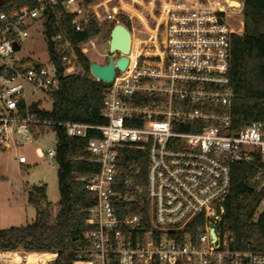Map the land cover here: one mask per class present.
Listing matches in <instances>:
<instances>
[{
  "label": "built area",
  "instance_id": "built-area-1",
  "mask_svg": "<svg viewBox=\"0 0 264 264\" xmlns=\"http://www.w3.org/2000/svg\"><path fill=\"white\" fill-rule=\"evenodd\" d=\"M85 1L32 0V8L0 11V149L36 143L57 125L86 141L82 160L97 168L76 178L93 202L73 264H264V251L237 246L234 235L220 228L232 165H248L251 183L264 190V122L233 131L229 114L234 92L228 73L233 38L243 31L242 0H149L151 16L162 26L163 52L142 55L134 47L125 69L115 67L102 100L105 122L43 119L39 101L29 104L28 96L39 92L52 100L60 77L49 57L43 64L21 56V42L34 21L53 13L54 51L71 52L54 8L72 15L82 32ZM106 18L118 24L113 14ZM86 42L94 46L92 38ZM120 55L113 52L114 62ZM152 56L163 58L162 65L140 64V57ZM61 59L64 75L80 73L73 56ZM122 144L146 146L144 179L119 155ZM34 153L53 167L55 149L35 147ZM262 210L264 200L255 218Z\"/></svg>",
  "mask_w": 264,
  "mask_h": 264
},
{
  "label": "trees",
  "instance_id": "trees-1",
  "mask_svg": "<svg viewBox=\"0 0 264 264\" xmlns=\"http://www.w3.org/2000/svg\"><path fill=\"white\" fill-rule=\"evenodd\" d=\"M143 2L147 0H135ZM243 31L232 42V60L228 73L229 84L234 92L230 105L231 128L239 130L253 121L264 122V0H242ZM33 7L32 0H4L1 10H22ZM54 13L71 52H48L60 77L59 89L52 97V110L39 112V116L53 122H81L103 124L102 100L107 84L93 80L90 62L79 45L102 33L103 29L88 17L84 31H76L72 15L59 5ZM47 19V17H46ZM49 25L53 37L58 30L53 26V13ZM158 24L159 17L154 19ZM45 25V22H44ZM162 26L158 28L160 37ZM59 45L62 43H58ZM62 54L73 56L79 65V74L64 75ZM147 66H161L160 56L140 57ZM1 74V71H0ZM34 110V108H33ZM56 135L55 161L57 163V187L59 201H48L43 186H33L27 191L28 203L35 208L32 224L0 229V252H41L51 254L46 264H73L75 251L83 243L87 208L93 199L79 176L94 172L97 168L82 160L86 156V141L70 138L64 128L50 127ZM119 155L130 161L140 171L141 180L146 171V146L138 144L119 145ZM251 169L245 164H234L231 169L230 190L225 202V214L220 228L234 235L237 246L250 243L256 251H264V210L255 218V211L264 200V190L251 183ZM1 178V175H0ZM41 261V256H35Z\"/></svg>",
  "mask_w": 264,
  "mask_h": 264
},
{
  "label": "rangeland",
  "instance_id": "rangeland-1",
  "mask_svg": "<svg viewBox=\"0 0 264 264\" xmlns=\"http://www.w3.org/2000/svg\"><path fill=\"white\" fill-rule=\"evenodd\" d=\"M149 0H86L83 14L92 17L103 29L102 33L93 37L94 46L82 42L79 47L89 62L105 64L109 55L110 35L116 26L123 27L128 37L127 55L134 56V47H138L142 55H154L163 52L159 46L160 37L155 25V17L151 16ZM106 12L115 16L118 24L110 23ZM30 36L21 42L20 55L48 64V49L45 25L42 18L37 19L29 27ZM39 101L38 107L49 112L52 110V100L45 94L36 92L28 96V103ZM37 138L36 143L22 142L11 150L0 149V229L14 226L30 225L36 217L35 208L27 200V191L33 186L43 184L49 202L55 205L59 201L57 187V163L53 160L49 167L42 158L34 153L39 147L44 152L55 149L56 135L46 128ZM42 185V186H43ZM40 254L41 253H36ZM43 263L50 260L51 254H45ZM26 253L0 252L1 264H24ZM31 261H38L33 255H28ZM34 264V263H31Z\"/></svg>",
  "mask_w": 264,
  "mask_h": 264
},
{
  "label": "water",
  "instance_id": "water-1",
  "mask_svg": "<svg viewBox=\"0 0 264 264\" xmlns=\"http://www.w3.org/2000/svg\"><path fill=\"white\" fill-rule=\"evenodd\" d=\"M45 31L47 40L48 52H54V44L52 39V34L50 31L49 19L45 20ZM128 37L126 31L123 27L116 26L110 35L109 43V56L105 64H99L97 62H91L89 65L90 73L98 78L100 81L105 83H111L115 77V67L118 70L123 71L128 64V58L126 53L128 51ZM166 44V31L163 28L161 33V45L165 47ZM15 49H18L17 45H14ZM118 51L121 55L115 60L113 57V52Z\"/></svg>",
  "mask_w": 264,
  "mask_h": 264
},
{
  "label": "bare ground",
  "instance_id": "bare-ground-1",
  "mask_svg": "<svg viewBox=\"0 0 264 264\" xmlns=\"http://www.w3.org/2000/svg\"><path fill=\"white\" fill-rule=\"evenodd\" d=\"M36 253H41V252L26 253V256L24 257V261L26 262V264H31V263L41 264V263H43V260H44L43 253L40 254V256H41V261L40 262L39 261H31V259L28 258V255H33V257L39 255V254H36Z\"/></svg>",
  "mask_w": 264,
  "mask_h": 264
}]
</instances>
